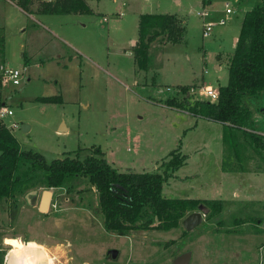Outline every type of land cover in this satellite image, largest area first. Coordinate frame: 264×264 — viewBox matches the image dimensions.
<instances>
[{
    "label": "rangeland",
    "instance_id": "rangeland-1",
    "mask_svg": "<svg viewBox=\"0 0 264 264\" xmlns=\"http://www.w3.org/2000/svg\"><path fill=\"white\" fill-rule=\"evenodd\" d=\"M86 1L90 14L34 16L44 28L32 25L15 0H0L2 57L26 68L18 86L0 89V102L11 111L4 120L16 124L11 134L21 149L38 152L46 161L66 153L82 159L98 148L121 172H161L169 153L177 150L184 160L162 184V194L216 200L220 210H187L167 231L138 229L118 236L103 229L95 189L84 178L50 188L46 213L36 206L41 190L49 188H37L30 204L16 196L13 219L8 217L13 200L0 197L1 264H172L183 252L190 253L188 264H264L262 156L244 151L245 170L224 172L221 163L230 160L232 149L222 137V125L161 104L180 96L172 91L174 83L189 89H197L200 80L212 88L226 83L223 55L231 51L243 13L259 0H128L126 6L122 0ZM225 2L232 10L225 25L203 37L196 11L207 9L206 20L216 21ZM115 9L125 15L116 16ZM136 9L173 13L185 26L180 42L157 38L149 44L146 70L138 69L132 57ZM102 15L107 22L100 20ZM189 89L186 94L193 99ZM41 96L60 100L41 102ZM244 104L250 126L264 136V91L245 97ZM21 124L28 125L27 131ZM61 126L66 130L59 131ZM194 211L202 221L184 231L181 221ZM252 215L261 219L253 221ZM147 219L157 223L144 208L140 221ZM108 249L118 251L114 259Z\"/></svg>",
    "mask_w": 264,
    "mask_h": 264
},
{
    "label": "trees",
    "instance_id": "trees-1",
    "mask_svg": "<svg viewBox=\"0 0 264 264\" xmlns=\"http://www.w3.org/2000/svg\"><path fill=\"white\" fill-rule=\"evenodd\" d=\"M98 1V0H96ZM35 3L40 14H90L85 0H15L23 12ZM184 23L173 13H141L137 20L136 39L132 57L140 70L148 69V47L157 38L164 43H177L183 38ZM3 38L0 37V63H3ZM227 81L219 85L215 101L191 99L188 86L178 85L180 96L165 98L161 104L167 108L186 112L222 125V137L229 140L232 149L230 160L221 163L224 172H242L244 151L252 149L264 161V136L250 126V112L244 104L245 97L264 91V0L243 13L234 48L226 57ZM41 102L59 101V96H41ZM239 133V134H238ZM82 159L64 154L50 161L38 152L21 149L10 130L0 125V197L24 195L37 188H58L70 180L84 178L95 189L97 207L103 229L118 236L138 229L167 231L176 227L178 219L187 210L204 209L207 214L220 210L216 200L167 197L162 194V184L184 160L177 150L162 165L161 172L118 171L102 156L98 148ZM8 217L13 219L16 202L8 205ZM144 208L155 215L140 221ZM256 215L251 220L258 221ZM3 251L0 250V264Z\"/></svg>",
    "mask_w": 264,
    "mask_h": 264
},
{
    "label": "built area",
    "instance_id": "built-area-1",
    "mask_svg": "<svg viewBox=\"0 0 264 264\" xmlns=\"http://www.w3.org/2000/svg\"><path fill=\"white\" fill-rule=\"evenodd\" d=\"M224 14L220 16L216 21H210L204 19L207 15V11L204 8H201L200 10L196 11V15H198L201 18V35L203 37H207L211 29L214 25H223L228 15L232 12V10L229 8L228 3H224ZM120 15V14H119ZM105 20V18H103ZM134 42H132L133 44ZM26 68L21 67H14L7 63H0V88L2 86L10 85V86H18L20 84V79L25 73ZM189 89V88H188ZM166 91H171L170 87H165ZM173 93L180 94L179 89H173ZM188 91V90H187ZM189 93L193 94V99L197 100H209V101H215L218 96V89L212 88L209 85L201 84L197 89L191 88L189 89ZM187 93V92H186ZM11 115L10 109H8L5 105H0V125L10 129L11 127H15L16 124L14 122H6L4 118L6 116Z\"/></svg>",
    "mask_w": 264,
    "mask_h": 264
},
{
    "label": "water",
    "instance_id": "water-1",
    "mask_svg": "<svg viewBox=\"0 0 264 264\" xmlns=\"http://www.w3.org/2000/svg\"><path fill=\"white\" fill-rule=\"evenodd\" d=\"M62 125V124H61ZM20 128L23 131H27L28 129V125L27 124H21ZM59 131H64L65 127L61 126L58 129ZM37 195V189H31L29 191H27L24 195L23 198L26 202V204H30L31 199L33 197H35ZM51 197H52V190L49 189H42L40 194H39V198H38V202H37V206L36 209L38 212L40 213H46L50 207V201H51ZM202 221L201 218V213L199 211H194L191 212L189 214H187L181 221V225L184 229V231H189L192 230L193 228H195L198 224H200V222ZM117 250L116 249H108L106 251V254H109L110 257L112 259L115 258L116 254H117ZM190 257V253L189 252H183L181 254H179L178 256H176L173 260H172V264H187L188 260Z\"/></svg>",
    "mask_w": 264,
    "mask_h": 264
},
{
    "label": "crops",
    "instance_id": "crops-1",
    "mask_svg": "<svg viewBox=\"0 0 264 264\" xmlns=\"http://www.w3.org/2000/svg\"><path fill=\"white\" fill-rule=\"evenodd\" d=\"M99 1H101V0H98V1H96V2H99ZM112 1H114L115 2V0H112ZM127 1L128 0H122L121 1V5L122 6H126V4H127ZM131 1V0H130ZM85 2L87 3V1L85 0ZM202 2V4L205 2L204 0H202L201 1ZM207 3H209L210 1L209 0H207L206 1ZM225 3H227V2H225ZM87 5L89 6V8L91 9V13H92V8H91V6L87 3ZM35 3L33 2L30 6H29V8H28V12H23V11H21L20 9V11H21V13H23L24 15H26L30 20H32L31 22L33 23L32 25H40V26H42V27H44V28H46V25L44 24V23H42L41 21H39V20H36L35 18H34V16H38V15H40V16H42V17H44V19H48V18H45L46 16H44V15H52V14H40V13H36L35 12ZM139 9H136V11H135V15H136V17H137V20H138V15L139 14H141L140 13V11H138ZM206 11H207V15L205 16V18L204 19H206V18H208V16H209V12H208V10L207 9H205ZM224 8L222 9V15L224 14ZM116 16H118V17H122V16H124L125 15V11L124 10H117V9H115V11L113 12ZM156 13H163V12H156ZM166 13V12H165ZM232 13V12H231ZM230 13V14H231ZM120 14V15H119ZM229 16V15H228ZM103 18H105V20H103ZM242 19V18H241ZM100 20L101 21H104V22H107V17L105 16V15H102L101 16V18H100ZM182 20V22L184 23V21H183V19H181ZM201 20V19H200ZM202 22V21H201ZM240 23H241V21H240ZM240 23H239V27H240ZM223 25H225V23L223 24ZM223 25H214V26H223ZM213 26V27H214ZM239 27H237V29H236V33H235V35L233 36V38H232V43H233V45H231V51H232V49L234 48V45H235V41H236V38H237V34H238V31H239ZM136 39V38H135ZM135 39H132L131 41L133 42ZM19 46L20 47H22L23 46V43H19ZM3 49H4V42H3ZM231 51L230 52H228V53H225L223 56V62H226V57H227V55L229 54V53H231ZM25 54V52H23V53H21V56H26V55H24ZM220 55H222V54H218L217 55V57H216V60L217 61H219V60H221L222 58L220 57ZM3 63H7L6 61H5V58H3ZM214 68L215 69H218L219 68V64L218 65H215L214 66ZM199 83H201V84H203V81L202 80H200L199 81ZM181 83H174L173 85H175V86H178V85H180ZM185 84H190V83H185ZM1 89V88H0ZM3 103L2 102H0V105H2ZM29 128V127H28ZM66 130V129H65ZM21 240V242L22 243H24V241H23V239L21 238L20 239ZM5 247H7L8 249H9V247L8 246H5ZM1 248V247H0ZM2 249V248H1Z\"/></svg>",
    "mask_w": 264,
    "mask_h": 264
},
{
    "label": "flooded vegetation",
    "instance_id": "flooded-vegetation-1",
    "mask_svg": "<svg viewBox=\"0 0 264 264\" xmlns=\"http://www.w3.org/2000/svg\"><path fill=\"white\" fill-rule=\"evenodd\" d=\"M178 256V255H177ZM190 258V257H189ZM188 262H189V260H188ZM188 264V263H187Z\"/></svg>",
    "mask_w": 264,
    "mask_h": 264
}]
</instances>
